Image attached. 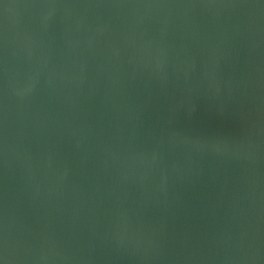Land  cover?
Segmentation results:
<instances>
[{
    "label": "water",
    "instance_id": "1",
    "mask_svg": "<svg viewBox=\"0 0 264 264\" xmlns=\"http://www.w3.org/2000/svg\"><path fill=\"white\" fill-rule=\"evenodd\" d=\"M0 264H264V0H0Z\"/></svg>",
    "mask_w": 264,
    "mask_h": 264
}]
</instances>
